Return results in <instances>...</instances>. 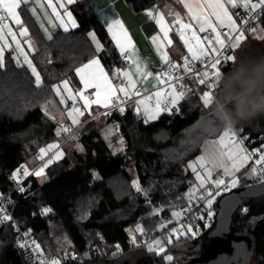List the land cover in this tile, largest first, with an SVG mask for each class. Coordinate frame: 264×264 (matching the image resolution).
<instances>
[{
    "label": "trees",
    "instance_id": "obj_1",
    "mask_svg": "<svg viewBox=\"0 0 264 264\" xmlns=\"http://www.w3.org/2000/svg\"><path fill=\"white\" fill-rule=\"evenodd\" d=\"M126 1L137 11L173 2ZM71 10L78 27L67 32L58 30L47 40L26 8L20 9L30 30L28 37L34 42L30 59L42 83L37 87L28 65L17 58L13 48L6 50L4 67L0 68V194L14 188L15 183L10 178L20 166L29 167L30 160L40 149L60 139L57 135L59 123L43 109L44 103L56 98L53 85L64 79L78 85L75 69L96 56L109 72L119 62V53L89 0H78L71 5ZM259 26L264 27V14L256 24ZM143 29L151 35L156 29L154 21L145 22ZM250 29L247 26L244 32ZM91 31L104 46L99 53L95 52L88 35ZM232 65L231 62L223 65L222 75L229 72ZM178 108V112H162L147 123L139 120L131 108L123 113L119 109L110 111L109 121L116 125L126 142L125 149L119 152H114L101 130L92 126L93 119L71 127V133L79 127L74 135H80L82 150H70L64 157L54 160L53 154L48 159L51 162L46 167V182L29 175L24 183L25 191H15L12 220L0 224V264H30L18 246L13 222L30 230L47 255L75 251L82 257V260L65 264H115L119 256L148 250L129 248L130 235L138 234L137 228L131 233L130 227L141 224L142 229L150 230L159 226L162 218L176 219L171 201L182 197L190 185L187 163L201 153L207 139L217 138L224 129L212 116L210 105L205 106L190 92L179 102ZM236 128L244 129L252 148L264 151V115ZM194 129L195 134L189 142L184 140L186 132ZM62 134L66 140L60 147L66 149L71 142L70 134ZM253 178L245 176L244 169L237 186L253 184ZM135 179L147 190V196L133 187ZM114 182L121 183L120 193ZM159 206L161 212H153ZM43 208L52 211L42 214ZM214 208L216 210V201ZM245 208L247 213L243 211ZM234 226L237 234L253 240L252 264H264V196L245 198L235 215ZM203 230L199 228L193 236L175 239L162 254L148 250L140 261L169 264L163 258L169 254L173 257L170 264H185L198 254L191 249L192 240ZM117 245L119 250L125 251L113 255Z\"/></svg>",
    "mask_w": 264,
    "mask_h": 264
},
{
    "label": "snow or ice",
    "instance_id": "obj_2",
    "mask_svg": "<svg viewBox=\"0 0 264 264\" xmlns=\"http://www.w3.org/2000/svg\"><path fill=\"white\" fill-rule=\"evenodd\" d=\"M35 3L39 4V0H34ZM76 0H66L65 3H60V7L65 9L64 15L68 19V23L71 24L72 27H77L75 19L72 17V13L67 11L66 5L75 3ZM29 4V0H0V8L3 9L4 14H0V39H4V32L5 29L7 30V35H10L12 37V40L16 43V47L18 50H20V44L19 41L16 39V33L13 31L10 24H14L19 29V35L23 37L29 36L28 28L25 26L24 20L21 18V12L18 11L23 6H27ZM48 7H51L53 9V12L56 14L57 18L60 19V26L64 28V31H68V24L65 23L64 19L60 17V14L56 12L55 6L52 4V0H47ZM226 5H230L232 8H244L246 10L245 15H249L251 13H255L256 16L261 15L264 13V0H259L258 3H252L251 0H215L214 4L208 5V7L213 8V15L216 17L217 21L219 22V25L221 27H228L231 32H238V35L235 36V40L237 43L240 42V40L244 37V31L238 30L236 26V21L233 19V15L229 13L228 7ZM41 8L43 7L42 4L39 5ZM185 7L188 9L189 15L191 18L200 25L198 28L199 32H205L207 29H211L212 33L215 34L214 39H209V37L205 36L203 39H201L197 35V29L193 28V25L190 23H184L181 19L179 13H175V24H178L180 27L177 29V34L180 37V40L183 42L185 48L187 49V52L190 54L185 55L182 57V64L173 62L170 56L167 52L161 53V60L162 64L166 67L167 71L163 73H158L156 75V79L160 83H168L169 87L171 88V92L167 94V102L163 103L161 99H159L162 96V92L158 91L155 93V96L157 97L156 103L154 107H148L145 106L143 109L144 115L146 116V121L157 119L161 112H168L169 114H172L173 109H175L177 112L179 111L178 104L179 102L184 99L185 93L188 91V88L183 83H180V81L183 80V75H173L174 72L177 70H180L182 73H189L195 74V78L198 81L199 84L205 85L209 91H204L202 93V96L200 97L203 101L205 106L210 105L213 102L214 95L213 90L218 87L220 77L222 76L221 69L223 67V64L226 62L235 63V56L231 54L230 49L225 48V37L224 39L221 38V34L217 31L216 25L212 23V21L206 17L198 15L196 12L193 11V9L185 3ZM260 9V12H257L256 10ZM29 11L32 12L33 15H36L37 8L33 7L29 9ZM171 8H169V13H171ZM146 14L150 17V19H153L157 25H160L161 31L165 34V39L167 40V44L171 45L173 41L168 38L167 33L169 31L168 28L164 27V15L161 12V10L158 7H153L148 10H146ZM238 18L242 20L244 23H248L249 21L243 20V17H240L239 13L236 14ZM37 19L39 17L37 16ZM8 21V22H5ZM51 22V21H50ZM40 27L44 30V32L47 35V39L51 40L52 36L48 34L49 30L44 27L43 24L40 25ZM107 29L109 33L112 35V39L116 42V47L120 50V53L123 55L125 53L126 47L131 45V41L127 36L126 31L123 28V25L119 20L113 19L111 23H108ZM251 31L255 32L256 28L253 25V27L250 29ZM186 32H191V36L186 38ZM92 43L95 45V52L99 53L103 50V45L97 38L96 34L94 32L88 33ZM261 39H264V37H259ZM151 40L154 44L157 43L158 37L152 36ZM29 47H33L31 40L28 41ZM205 42H207V46L205 45ZM219 46V47H217ZM8 47L7 41L5 40L4 46L0 47V68L4 67V48ZM22 52V50H20ZM159 51V50H158ZM195 61H201L206 65L205 70L203 73H198L195 71L193 62ZM50 62V61H49ZM18 66L19 60L17 61ZM24 63H26L31 70L33 76L35 77L36 85L39 87L41 85V77L40 73L37 72L35 66L32 64V61L28 59L27 55H24ZM208 69H211L212 71H209ZM76 75L80 78L81 83L84 86V89H88L89 87H100L99 82L102 80L103 83L106 85L105 91L107 92V95L103 100L99 99L100 92L97 91L96 100H89L87 96L84 95V91L77 89L75 94L73 93V89L70 87V80L64 79L60 82V84L53 85V91L60 98V103H64L65 99H70L75 101L77 97L84 100L83 107L87 109L91 103H97L102 104L104 107H109V104L111 102L110 98L115 94V92L118 90L119 92L123 93L126 98H130L132 95H139V90L137 89V82L134 80L131 76V74L128 71L121 72L120 69H117V71L113 74L114 76L123 75V77L127 80V85L124 87H119L118 89H115L112 87V84L110 80L108 79L107 73L104 72L103 68L100 66L99 59L92 58L89 59L88 63L82 65L81 67H77L75 69ZM137 75L140 77H143L144 79H147V77H150L153 75L152 72H149L146 70L145 67H141L137 63L136 67ZM175 81V83H171ZM123 83V82H122ZM177 88L180 90L177 91ZM63 93H67V97L63 95ZM119 99V97H117ZM148 100H151L152 97H148ZM145 104V101L140 100L137 101V112L140 113L141 108L140 105ZM120 112L123 113L124 109L123 107L119 108ZM46 114L47 109H45ZM75 113L76 115H73ZM110 113H105V115H108ZM69 117L72 119L73 124H79L80 121L77 119V116H83L84 113L80 110V108L75 107L73 105L72 111L68 113ZM54 118V117H53ZM67 132L70 131V128H66L61 126L60 129L57 130V135L60 134V132ZM227 141V143H226ZM216 145L220 146L221 148H227L228 144H231L234 148L237 149L239 153H244L245 149L241 146L243 141H237L236 134L232 132L230 129H225L223 134L219 137V140L214 141ZM53 145H49V149H51ZM82 150V149H81ZM260 151V150H255ZM41 154H45V149L40 150ZM225 153L222 151L220 153L221 156H223ZM228 159L229 160H235L236 153L233 152L232 148H228ZM251 154H246L243 156V160L246 161L250 159ZM51 160L49 161V163ZM264 162V155H261L260 158L256 161L257 164H261ZM197 165H199L200 168L204 169L205 175H201L199 171H197ZM206 165H209L206 167ZM46 166V165H45ZM222 164H217L215 159L209 160L206 156H201L197 158V161L194 163H190L188 165L189 168L192 169L193 173L196 175V179L199 181L198 188H204L207 192V196L209 199L207 200L208 205L210 206L212 203V199H214V195L212 191H209L205 185L209 182H212L215 184L216 188H219L220 185L225 184V181L223 178L217 179L215 181H211L212 173L217 167H222ZM242 166V165H241ZM239 171V167L234 162L232 165V171H230L228 168L224 169L225 175H233L234 172ZM253 175L257 174V169L255 167L251 170ZM21 174L24 177H27L28 175H36L41 176L43 174V168H40L34 173H29V171L25 168V166H21L16 170V172L13 173V179H19ZM260 174L264 176V168L260 170ZM231 186H235L238 183L237 178H233L231 180ZM133 187L136 188V190L145 196H147V190L142 189L139 185L138 181H133ZM197 188H193L189 193L186 195L191 199L195 192L197 191ZM18 191L24 192V187H19ZM217 195L219 193H216ZM205 197L202 195L200 199H204ZM11 203V201H8ZM52 209L50 208H43L41 210L42 214H47L51 212ZM158 211V210H157ZM245 213H247L248 209H243ZM174 215H178L177 213H174ZM211 215V214H209ZM12 220V217L10 214L7 213L6 208L4 207L3 203L0 202V224L9 222ZM13 227H16L15 222H13ZM18 231V228H17ZM137 231L143 233V229L139 226L137 227ZM187 233H191L192 235H195L196 233L193 231L191 227L187 228ZM175 232V230H174ZM25 236H28L29 233H24ZM133 242H135V237H133ZM171 238H169L166 243H171ZM165 241L161 240H154L151 244H148V250L149 251H156L157 254H162L165 252V247L163 246ZM32 245H34V251L36 252L37 256H40L41 249L38 244L35 243V241H32ZM18 246L21 248H27L28 242L27 241H19L18 240ZM117 252H114L113 255L118 254L119 252V245L116 246ZM166 261L170 262L173 260V257L171 255H164L163 257ZM40 264H59V261L53 259L51 261H44L43 259L40 260Z\"/></svg>",
    "mask_w": 264,
    "mask_h": 264
},
{
    "label": "crops",
    "instance_id": "obj_3",
    "mask_svg": "<svg viewBox=\"0 0 264 264\" xmlns=\"http://www.w3.org/2000/svg\"><path fill=\"white\" fill-rule=\"evenodd\" d=\"M77 1L78 0H76V2ZM179 1H178L179 4L182 7H184L185 4L183 3V1L182 0H179ZM65 2H66V0H52V4L56 8V12H58L60 14V17H62L64 19L65 23L68 24V31H71V30H74L78 27V22H77L74 14L71 10V5L73 4L72 3V4L66 5V9H67V11L72 13V17H73V19H75L77 27H72L71 24L68 23V19L64 15L65 9L61 8L59 6L60 3H65ZM89 2L93 6V8L95 9L96 13L98 14L100 20L102 21L103 25L105 26V28L109 34V37L111 38L115 47H116V42L112 39V35H111V33H109V31L107 29L108 23H111V21L113 19L119 20L121 22L124 30L127 33L128 38L131 41V45L126 47L125 53L123 55L120 53V50L116 47V49L119 53L120 59H119V62L114 65L111 72H109L107 70V68L105 67L102 60L99 58V56L94 57L96 59H99L100 66L103 68L104 72L107 73L108 79L110 80L113 88L118 89L119 87H124L127 85V80L123 77V75H119V76L113 75L117 71V69H120L121 72L128 71L131 74L132 78L134 80H136V82H137V89L139 90V93H140L139 95H132L130 98H126L123 93H121L117 90L115 92V94L113 96H111V98H110L111 102L109 104V107L111 106L113 100L117 99V97H119L118 100H120V101L126 100V99H131L132 101L127 105V107L125 109L131 108L135 112H137V101L143 100V101H145V104L140 105V108H141L140 112L144 114L143 109L145 106H148V107H154L155 106V103L157 100L155 93L158 91L162 92V96L159 99H161L162 106H163V103L165 102V99L167 98V94L171 92V88L168 86L165 87L163 83H160L156 79V75L158 74V70L163 65L162 60H161V53L167 52L172 60H176V61L180 60L181 62H182L183 56L190 55L187 52V49L185 48L183 42L180 40L179 35L177 34V29L180 26L178 24L174 23L175 18H176L175 17L176 12L174 10L175 4L171 1H168L165 6H158V5L153 6V7H158L164 15V22H163L164 27L169 29L167 36L169 39H171L173 41V43L171 45H168L167 40L165 39V34L163 31H161L160 25H157L153 19H150V17L146 14V10L137 11L133 7V5L128 3L126 0H89ZM214 3H215V0H211V4H214ZM40 4L43 5L42 8L39 6ZM226 6L228 7L230 5H226ZM24 7L28 11V13L32 17V19L35 21L36 25L38 26L41 33L43 34V36L46 39H47V35L44 32V30L40 27L41 24H43L44 27L49 30L48 34H50L52 37L56 31H58V30L64 31V28L62 26H60V19L57 18L56 14L53 12V9L51 7H48L47 0H39V4L35 3L34 0H29V4L27 6H24ZM33 7L37 8L36 15H33L32 12L29 11V9H31ZM182 7H181V10L183 9ZM169 8H171V10H172L171 13H169ZM211 9H212V13H213V8H211ZM228 9H229V7H228ZM18 11H20V10H18ZM184 13L186 14L185 11H184ZM0 14H4L2 8H0ZM232 15H234V14H232ZM37 16L39 17V19H37ZM212 16H213L212 18H213L215 24L218 25L219 22L217 21L216 17L213 14H212ZM180 17L184 23H189L187 21V14H186V16H183L180 14ZM21 18L23 19L22 14H21ZM233 19L236 21V26H237L239 23V18L236 16L235 17L233 16ZM150 20L154 21L156 29L151 35H147L143 29V24L147 21H150ZM5 22H8V21H5ZM10 26L12 27L13 31L16 33V39L19 41V44H20V50H22V51L26 50L28 53V58H29L30 57L29 54L31 52H33L34 48L29 47V44L27 41L30 39L31 42L33 43V40L30 37L20 36L19 35V29L16 25L10 24ZM218 26H220V25H218ZM26 27L28 28V26H26ZM28 31L30 33L29 28H28ZM91 32H94V31H91ZM152 36L158 37L156 44H154L152 42V40H151ZM214 36H215V34H214ZM4 37H5L4 39L7 41V44H8V47L4 48L5 52L7 49L13 48L15 50L17 58L20 59L22 62H24V56H22L21 51L17 49L16 43L12 40V37L10 35H7L6 29L4 32ZM211 39H214V37ZM5 40L2 41V47L4 46ZM47 40H49V39H47ZM33 46H34V43H33ZM217 47H219V46H217ZM124 56L129 57L127 61H125L123 59ZM137 63L141 67L146 66V70L149 72H152L153 75L150 77H147V79H144L143 77L138 76L137 72H136ZM78 79H79L78 85H74L70 81V84L72 86V89L74 90V93L76 92L77 89L83 90L84 95L87 96L89 98V100H96L97 99V96H96L97 91L100 92V96H99L100 100H103L105 98V96L107 95V92L105 91L106 85L103 83L102 80L99 82V84H100L99 88L89 87L88 89L85 90L79 77H78ZM142 92H146V94L142 95ZM148 97H152V99H154V102L150 103V101L152 99L148 100L147 99ZM131 103H132V105H130ZM73 105H75V104L73 103L71 106H73ZM77 105H80L81 108L84 111H86L90 117H96V118H99V117L101 118L103 115H105V113H107V110L109 109V107L106 108L102 104H97V103H91L90 106L87 109H85L83 107L84 100L80 99L79 97H77V104L75 106H77ZM99 106H100L99 112L91 115V112L96 107L99 108ZM107 116H108V120H109V114ZM96 118H94V119H96ZM81 123H79V124H81ZM95 128L100 129L101 127L95 126ZM101 133H102L103 137L105 138V140L107 141V138L105 137V128H103V127L101 128ZM63 143H64L63 141L59 142V140L54 141V142L49 144V145H53V147L51 149H49V145L47 147H43V149H45V152L46 151L48 152L49 150H50V152H52L55 149H58L59 145L60 144L62 145ZM57 151L55 152L56 154L59 153L60 150H57ZM46 154L47 153L42 155L41 152L39 151L38 155L34 156L30 160V165L34 164L33 161H36V164H38V162L41 161V159H39V158H41V157L43 158ZM60 157H62V156H60ZM60 157H58V158H60ZM58 158H55V159H58ZM39 164H41V163H39ZM30 165H29V168H30L29 173H32L39 166L38 165V166L33 167Z\"/></svg>",
    "mask_w": 264,
    "mask_h": 264
},
{
    "label": "rangeland",
    "instance_id": "obj_4",
    "mask_svg": "<svg viewBox=\"0 0 264 264\" xmlns=\"http://www.w3.org/2000/svg\"><path fill=\"white\" fill-rule=\"evenodd\" d=\"M173 3L175 4L174 7H175V12L176 13H179V15H183V16H186L187 14V21L193 25V28L194 29H197V35L203 39V37L206 36V31L205 32H199L198 31V28L200 27V25L197 23V21L193 20L191 18V16L189 15V12H188V9L184 6L182 7L180 4H179V0H172ZM179 1V2H178ZM183 3H187L192 9L194 12H196L198 15H201V16H206L208 17L213 24H215L214 20H213V16H212V9L211 7H208V5L211 4V0H182ZM209 3V4H208ZM181 7L183 8L181 10ZM229 7V13L230 14H234L233 16L237 17V12L238 11V8H232L231 6H228ZM233 12H232V11ZM184 11L186 12V14L184 13ZM240 18H239V23L238 25L240 24ZM216 25V24H215ZM219 25V24H218ZM217 26V31L219 29L220 26ZM179 29V28H178ZM219 32V31H218ZM95 33V32H94ZM96 34V33H95ZM186 38L187 37H190L191 36V32H186ZM97 36V34H96ZM259 37H264V27L263 26H259V27H256V31L253 32V31H250V32H247L245 33L244 32V37L240 40L239 43H237V41L235 40L234 42V48L236 49V54L233 52V55L235 56L236 60L235 62L237 61V59L239 57H242V56H250V57H256V56H261V55H264V39H261ZM98 38V37H97ZM222 38V36H221ZM211 39V38H209ZM223 39V38H222ZM5 40V39H0V47H2V41ZM34 43V42H33ZM32 43V45H33ZM102 44V43H101ZM205 45L207 46V42H205ZM34 48V46H33ZM5 54V49H4V52H3V55ZM21 55L24 56V55H27L28 56V53L26 50L22 51L21 52ZM30 59V57L28 58ZM31 60V59H30ZM24 63V62H22ZM26 64V63H24ZM32 64L34 65V63L32 62ZM234 65V63H233ZM232 65V66H233ZM35 66V65H34ZM36 68V66H35ZM37 72H38V69L36 68ZM41 77V76H40ZM41 83H42V79H41ZM70 87L72 88L71 84H70ZM73 93H74V90H73ZM75 94V93H74ZM63 95L65 97H67V93H63ZM115 100V99H114ZM77 104V99L75 101L73 100H70V99H65V102L64 103H60V98L58 96H56V98H53V99H50L47 103H44L43 105V109H47V113L50 117H54L53 119H55L59 125L57 127V130L61 128V126L63 127H66V128H70L73 127V126H78V124H73L72 123V119L69 117L68 113L72 111V108L73 106H71L72 104ZM112 105V104H111ZM132 105V103L130 104ZM77 108H80V110L84 113L83 116H77V119H79L80 121V125L81 126L82 124H84L85 122L89 121L90 119H93V121L91 122L92 126L95 128V126H99V127H103L105 128V137L107 138V141L109 142L110 146L112 147L113 151L114 152H119V151H123L125 149V138L119 133L118 129L116 128V125L114 123H110V121L108 120V116L107 115H103L101 118H96V117H90L88 115V113L86 111H84L80 105H77L75 106ZM100 110V106L99 108H95L92 112H91V115L94 114V113H98ZM109 111H107L108 113ZM73 115H76L75 113H73ZM96 118V119H94ZM155 120V119H154ZM152 121V120H151ZM92 127V128H93ZM100 128V130H101ZM225 128L223 129V131L221 132V134L217 137V138H211V139H207L203 146L201 147L202 151L201 153L194 157L193 159H191L188 163H187V166H186V169L188 172L191 173V178H190V185L188 187V189L184 192V194L182 195V197H178L176 200L174 201H171V204H173V207H175L176 205H183L185 203V201L188 199V196L186 195L187 193H189L194 187L197 188L199 190H202L204 192L205 189L204 188H198V185H199V181L196 179V175L195 173H193L192 169L188 167V165L190 163H194L197 161V158L198 157H201V156H206L209 160L211 159H215L216 163L217 164H222L223 166L222 167H217L213 173H212V177H211V181H215L217 179H220V176L223 175L226 177V181H228V190H230L231 188H234L238 185L239 183V180H240V172L242 170L245 169V176L247 177H255V175L252 174L251 170H252V167L250 166V159L244 161L243 160V156L248 154L246 149H245V146L244 144L242 143V147L245 149V152L244 153H239L237 151L236 148H234L231 144H228V147L227 148H221L220 146L216 145L215 143H213L214 141H217L219 140V137L223 134ZM76 131V130H75ZM74 132L71 133V131H67L69 132V136L71 138V142L67 145V148H62L60 146H62L61 144L59 145V147L61 149H59V153H55L54 156H53V160L55 158H58L60 156L64 157L65 154H67V152L69 153L70 150H81L82 148V145H81V142H80V135H77L75 136L74 135ZM87 131V130H86ZM85 131V132H86ZM193 131V130H192ZM191 130L186 132V137H184V140L188 141L189 142V138L192 136H194L195 134V129L194 131L192 132ZM232 132H234L236 134V139L237 141H241L237 135V132L239 134H241L240 132H243L242 135H245L247 136V134H245L244 132V129L243 128H235L234 130H231ZM63 131L60 132L59 134V142L63 141L65 143V140L63 137ZM73 135V136H72ZM248 138V136H247ZM63 143V144H64ZM227 143V141H226ZM247 143V141H246ZM58 147V148H59ZM228 148H232L233 152L236 153V156H235V160H229L228 159V155H227V152H228ZM255 150H260L259 148H255ZM52 151V150H51ZM224 152L225 154L223 156L220 155L221 152ZM58 152V151H57ZM260 155H264V151L260 150V151H257ZM47 153L44 157H46L49 153H50V150L47 152ZM57 156V157H56ZM43 157V158H44ZM43 158H39L41 159V161L43 160ZM50 160H48L45 165L41 166L40 168H43V174L41 176H37L38 179L44 183L48 180V177L46 175V167L50 164L49 163ZM236 163V165L239 167V171H235L234 172V176L233 175H225L224 173V169L225 168H228L230 171H232V165L233 163ZM33 165L31 166H36V161H33ZM41 163V162H40ZM262 165H264V162L261 163ZM242 165V166H241ZM209 165H206V167H208ZM25 168L29 171L30 168L28 166H25ZM39 168V166L37 167V169ZM39 168V169H40ZM34 169V168H33ZM37 169H35L32 173L36 172ZM38 169V170H39ZM132 173H133V169H131ZM197 171H199L201 173V175H205V172H204V169L203 168H200L199 165H197ZM257 175V174H256ZM237 178L238 179V183L235 185V186H231V180L233 178ZM134 181H137V179H135ZM225 181V182H226ZM119 185H121L120 182H114V186L116 187L118 193H120L121 191V187H119ZM223 185H220L219 188L223 187ZM205 187L209 190V191H214V189H216V186L214 183L212 182H209L205 185ZM218 188V189H219ZM196 191V192H197ZM226 191V190H224ZM224 191H220L219 193H223ZM195 192V193H196ZM207 193V192H206ZM219 194L216 195L213 199V201L215 202L218 198ZM177 201V202H176ZM162 209V208H161ZM161 209L159 208H155L153 210V212H161ZM158 210V211H157ZM174 213H176V210L174 209V212L172 213L174 215ZM176 216V215H175ZM177 218V216H176ZM169 221L167 218H162V220L159 222V224H164L165 222ZM140 227L141 224L135 226V227H130V232L133 233L135 232L136 228L137 227ZM141 228V227H140ZM205 229V228H204ZM166 250V248H165ZM149 252L148 250H136L134 252H131L127 255H122V256H119V258L116 259V263L115 264H143L140 259L142 257H145L144 255H147ZM169 255V254H167ZM86 256V255H85ZM153 264V263H152Z\"/></svg>",
    "mask_w": 264,
    "mask_h": 264
},
{
    "label": "built area",
    "instance_id": "obj_5",
    "mask_svg": "<svg viewBox=\"0 0 264 264\" xmlns=\"http://www.w3.org/2000/svg\"><path fill=\"white\" fill-rule=\"evenodd\" d=\"M252 3H258L259 0H251ZM257 12H260V9L256 10ZM238 12L241 15V17H243V20L249 21L248 23H244L242 22V20L240 21V24L237 25L238 30L240 31H244L245 28L247 26H250L251 28L253 27V25L256 27V24L259 22L260 18L263 16L264 13H262L259 16H256L255 13H251L249 15H245L246 10L244 8H240L238 7ZM219 33L221 34L222 38L224 39L225 37H227V39H225V48L230 49L231 54H233L234 52V42H235V36L238 35V32H231L228 27H219L218 29ZM206 36L209 38H213L214 37V33H212L211 29H208L206 31ZM190 56V55H189ZM128 56H124L123 59L125 61L128 60ZM173 62H177V61H173ZM177 63H181L182 62H177ZM228 63V62H226ZM226 63H224L223 65H225ZM195 71L198 73H203V71L205 70L206 65L204 63H202L201 61H195L193 62ZM209 71H212L211 69H208ZM167 69L164 65H162L159 70L158 73H163L166 72ZM183 75V80L180 81V83H183L184 85L187 86L188 91L185 93V96L190 92L193 96L197 97L199 100H201V96L202 93L204 91H209V89L205 86V85H201L198 83V81L195 78V74H189V73H182L180 70H177L176 72L173 73V75ZM189 82H192L193 84L190 85ZM171 83H175V81L171 82ZM165 87H169L168 83H163ZM180 89L177 88V91H179ZM215 89L213 90V95H215ZM146 92H142V95H145ZM131 99H126V100H118L115 99L112 102V105L109 107V109L107 111H112L114 109H119L120 107H123L124 109L127 107V105L131 102ZM154 99H152L150 101V103H153ZM165 102H167V98L165 99ZM164 102V103H165ZM126 110V109H125ZM175 109H173L174 111ZM138 115V119L142 120L143 122L146 121V116L143 113H138L136 112ZM164 113H168V112H164ZM149 122V121H147ZM145 122V123H147ZM79 127L76 129L78 130ZM76 132V131H75ZM241 134H243V132H240ZM239 134L237 132V135L239 137L240 140L243 141V144L245 146V149L247 151V153L251 154L250 157V166L253 168L255 167L257 169V175H255V177L253 178V183H258L261 181H264V176H262L260 174V170L263 167L262 164H257L256 161L260 158V154L255 151L254 148H252L251 143L248 142V138L245 135ZM247 141V143H246ZM57 149H55L54 151L50 152L46 157L43 158V160L41 161V164H39V167L44 164L55 152ZM21 167V166H20ZM19 167V168H20ZM29 177V175L27 177H24L22 174L20 176V178L17 179H13V175L11 176V181L15 183L14 188L9 191L6 194H0V202L3 203L4 207L6 208V211L8 214H10V216L12 217V212H11V205L14 202V193L15 191H18L19 187H24V183L27 180V178ZM220 178H223L224 181H226V177L221 175ZM228 189V181L225 182L224 186L221 188H216L213 191V195L214 197L217 195L216 193H219L220 191H224ZM204 196V199H200L201 196ZM220 195V193H219ZM209 199V197L207 196V193L199 190L195 193V195L189 199L185 201V203L183 205H176L175 206V210L176 213L178 215L177 218L175 220H171V221H167L164 224H160L159 226H157L156 228L150 229V230H145L143 229V233L138 231V234H131L129 237V244L131 249H136V248H147L148 244H151L154 240H161V241H165L164 243V247L167 248L175 239L181 238V237H187V236H193L191 233H187V228L191 227L193 229V231L196 233V230L199 228H206L207 226L210 225V223L212 222L214 213H215V208H214V201L212 199V203L209 206L207 203V200ZM8 201H11V203H9ZM159 209H161V206L158 207ZM211 214V215H209ZM16 227H14V230L17 234V243L18 240L23 242V241H27L28 242V247L27 248H21L26 256V259L28 260V262L30 264H40V260L43 259L44 261L48 262L51 261L53 259L59 261V264H65L68 262H72V261H79L82 260V257L75 251H66L63 252L61 254H56V255H47L44 250L42 249L39 241L36 239V237L32 234V232L24 227H22L19 223L15 222ZM18 228V231H17ZM175 230V232H174ZM28 232L29 235L25 236L24 233ZM133 237H135V242H133ZM171 238V243H166V241ZM32 241H35L36 244H38L40 246L41 249V253L40 256H37L36 252L33 250L34 249V245H32ZM125 250L121 249L119 250V253H123Z\"/></svg>",
    "mask_w": 264,
    "mask_h": 264
},
{
    "label": "water",
    "instance_id": "obj_6",
    "mask_svg": "<svg viewBox=\"0 0 264 264\" xmlns=\"http://www.w3.org/2000/svg\"><path fill=\"white\" fill-rule=\"evenodd\" d=\"M264 196V181L237 186L221 193L216 200L212 222L193 237L192 248L198 254L185 264H249L254 255L253 240L237 234L236 213L244 199Z\"/></svg>",
    "mask_w": 264,
    "mask_h": 264
},
{
    "label": "clouds",
    "instance_id": "obj_7",
    "mask_svg": "<svg viewBox=\"0 0 264 264\" xmlns=\"http://www.w3.org/2000/svg\"><path fill=\"white\" fill-rule=\"evenodd\" d=\"M210 111L230 130L264 115V55L237 59L220 77Z\"/></svg>",
    "mask_w": 264,
    "mask_h": 264
},
{
    "label": "flooded vegetation",
    "instance_id": "obj_8",
    "mask_svg": "<svg viewBox=\"0 0 264 264\" xmlns=\"http://www.w3.org/2000/svg\"><path fill=\"white\" fill-rule=\"evenodd\" d=\"M194 247V245L191 246V249ZM194 257V256H193ZM249 264H252V263H249Z\"/></svg>",
    "mask_w": 264,
    "mask_h": 264
}]
</instances>
